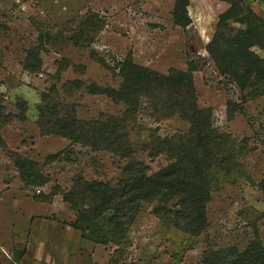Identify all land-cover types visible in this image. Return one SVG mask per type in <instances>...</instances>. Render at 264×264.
Masks as SVG:
<instances>
[{
  "label": "rangeland",
  "instance_id": "rangeland-1",
  "mask_svg": "<svg viewBox=\"0 0 264 264\" xmlns=\"http://www.w3.org/2000/svg\"><path fill=\"white\" fill-rule=\"evenodd\" d=\"M241 2L263 25L264 0ZM175 4L0 0V264H202L207 250L264 243V93L241 92L208 52L215 36L252 30L250 51L264 59V25L222 22L226 0H187L186 24L177 25ZM126 61L163 75L190 73L197 106L237 144L231 174L212 172L205 229L195 235L162 224L155 202L140 204L118 245L94 243L73 227L78 210L64 196L75 182L116 184L128 160L48 132L45 118L41 130V112L63 121L121 118L125 105L91 88L117 89ZM139 101L128 125L132 158L151 175L172 162L152 156L149 136L186 135L190 126L178 114L165 118L159 100ZM16 157L35 166L20 171Z\"/></svg>",
  "mask_w": 264,
  "mask_h": 264
},
{
  "label": "trees",
  "instance_id": "trees-1",
  "mask_svg": "<svg viewBox=\"0 0 264 264\" xmlns=\"http://www.w3.org/2000/svg\"><path fill=\"white\" fill-rule=\"evenodd\" d=\"M226 1L230 9L222 22L234 19L247 26L256 23L263 31L264 24L261 25L260 19L251 11L243 9L241 0ZM186 5L187 0H176L173 18L177 25L186 24ZM251 35L252 30L240 31L235 37L227 36L226 39L219 34L209 44L208 52L222 75L234 81L241 92L255 97L264 93V59L250 51L254 44ZM121 72L122 82L117 89L91 88L93 94H102L114 103L124 104L126 111L121 118L108 116L91 122L63 121L49 119L44 111L41 112V130L45 118L48 132L75 143L101 147L128 160L116 184L83 179L75 182L64 196L65 201L78 210L73 227L94 243L118 245L126 238L140 204L155 202L158 205L155 214L162 224L170 223L177 230L195 235L205 229V207L214 184L212 172L231 174L234 156L239 152L234 154L237 144L212 128L209 109L197 106L190 73L170 71L163 75L130 61L124 63ZM140 97L159 100L166 110L165 118L178 114L190 126L186 135L165 139L149 136L148 148L152 156L164 154L172 162L151 175L146 166L132 158L128 125L133 123L136 108L141 104ZM14 160L20 171L35 166L34 162L20 157ZM260 189L264 194V179ZM173 202L174 208L171 207ZM98 222H103V226ZM202 264H264V243L254 241L243 252L234 247L207 250Z\"/></svg>",
  "mask_w": 264,
  "mask_h": 264
}]
</instances>
